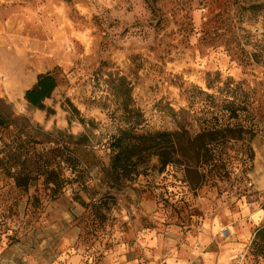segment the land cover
Wrapping results in <instances>:
<instances>
[{
    "label": "rangeland",
    "instance_id": "374dc122",
    "mask_svg": "<svg viewBox=\"0 0 264 264\" xmlns=\"http://www.w3.org/2000/svg\"><path fill=\"white\" fill-rule=\"evenodd\" d=\"M0 113V264H264V0H0ZM134 123L179 161L111 174Z\"/></svg>",
    "mask_w": 264,
    "mask_h": 264
},
{
    "label": "trees",
    "instance_id": "16d2710c",
    "mask_svg": "<svg viewBox=\"0 0 264 264\" xmlns=\"http://www.w3.org/2000/svg\"><path fill=\"white\" fill-rule=\"evenodd\" d=\"M57 87L56 78L53 75H46L38 79L35 85L25 92V100L34 108L44 109V101L49 98ZM126 111H129L126 106ZM15 128L14 123L5 115L0 113V130L8 131ZM183 132H155L143 134L138 132V123L129 124L119 131L112 149V159L110 165L111 174L122 175L125 181L132 180V177L142 175L147 169L152 159H156L161 168L175 164L177 156L182 153L183 145L180 143ZM203 135H199L202 138ZM84 139V136L81 139ZM84 143L83 141H80ZM60 145V143H58ZM53 172L47 175V181L53 184V192L56 193L59 182L51 177ZM132 175V176H131ZM17 187H22L26 191L29 184L25 183L22 175H12ZM264 234L262 229L257 237Z\"/></svg>",
    "mask_w": 264,
    "mask_h": 264
},
{
    "label": "built area",
    "instance_id": "2783aa9c",
    "mask_svg": "<svg viewBox=\"0 0 264 264\" xmlns=\"http://www.w3.org/2000/svg\"><path fill=\"white\" fill-rule=\"evenodd\" d=\"M190 264H197V263H195V262H192V263H190Z\"/></svg>",
    "mask_w": 264,
    "mask_h": 264
}]
</instances>
